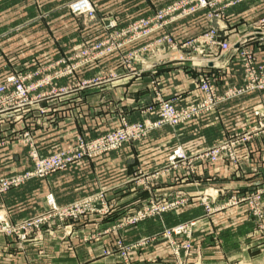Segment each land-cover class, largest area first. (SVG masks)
<instances>
[{
    "label": "rangeland",
    "instance_id": "374dc122",
    "mask_svg": "<svg viewBox=\"0 0 264 264\" xmlns=\"http://www.w3.org/2000/svg\"><path fill=\"white\" fill-rule=\"evenodd\" d=\"M78 1L81 0H48L44 10H42L44 5L36 2L29 3L27 0H8L2 4L5 10L0 19V84L12 75L16 77L33 76L27 81V86L33 88L30 90L27 99L14 98L12 104L7 103L10 99L8 101L0 99V126L19 123L29 126L50 125L58 119L54 118L53 115L50 117L53 111L52 107H56L58 103L51 102L49 108H45L42 106L43 102H47L49 99H59V97L74 90L82 91L92 86H100L118 75L139 72L136 69L137 66L142 68L143 65L148 66L149 64L156 66L175 61L189 65V69L196 74L195 82L196 87L199 88L200 96L193 100L184 101L179 98H164L161 93L163 85L155 82L156 85L150 93L157 103V108H153L152 104L146 105V113H144L142 120H129L119 110L120 114L114 118L115 122L109 126L108 130L91 135H77L69 141L68 148H60L56 143L57 140H55L49 144L50 149L41 150V142L38 143L33 132L25 129V127L21 133L14 135L12 139L10 138L24 147L19 153L26 155L31 164L26 171L16 174L3 175L0 172V183L19 184L11 186L5 191H0V197L4 198L10 193V190L15 188L16 191L20 189L18 193L22 191V195L15 194L9 200L10 202H7L8 204L4 203L8 211L0 214L11 226L19 227L18 233H8L0 229V264H78L73 257L75 252L79 250L80 246L85 249L82 243L90 242L98 247L102 245L104 247L102 248V255L114 257V264H136L129 257V251L134 244L133 242L126 243L123 240L122 232L141 222L125 224L124 226L121 223L126 222L128 216L135 215L139 210H147L153 204L162 208L167 207V209L149 216L146 220L163 218L170 211L192 202V198L183 191H177L180 194L174 192L169 194L165 200L147 199L138 205L134 211L115 212V217H120L112 227L96 229L86 224L89 220L102 221L111 213L104 216L87 213L75 219L66 218L63 220L58 216H53L46 221L44 217L52 214L51 207L47 203V196L49 194H52L54 198L55 196L50 192L45 193L41 190V186L30 192L31 188L28 190L27 187L28 181L36 179L34 182L42 184L43 178L52 173L64 171L78 161L63 170L40 176L37 174L39 171L38 159L62 151L78 149L79 141L97 140L104 135L117 131L116 129L122 127L124 122L130 124L157 123L163 117L167 106L173 105L178 111H181L189 105H199L195 107L200 111L206 103L211 105V102L207 100L209 93L202 87L205 84H208L210 91L218 99L224 100L217 102L216 105H211L209 111H200L196 114L197 116L179 125L170 126L167 123L164 124L166 126L147 130L141 134V138L132 139L120 148L111 150L100 157L114 151L117 152L124 146L142 142L158 129L175 130L186 123L199 121L214 110H216L215 115L211 119L204 120L207 127L214 123L215 125L223 124V116H225L227 124L233 125L235 119L226 115L229 113L217 114L221 103L232 101L233 98L247 93L264 91V87L244 91L252 79L264 76V34H261L259 30V28L264 29V0H240L234 4L230 3V0H206L209 3L207 7H204L199 0H87V7L80 9L75 6ZM35 7L38 8L36 12L38 14L26 18V11L32 14L36 11ZM5 11L7 15H5ZM11 13H17V18L7 20ZM20 14L23 15L20 16ZM42 17L44 29H40L38 25V21ZM34 33L40 34L36 36ZM249 38L252 39L248 41L249 44H246L245 47L253 55L252 59L237 56L234 51L225 53L223 48L218 46L219 44H215L216 42H226L228 45H237L244 43ZM42 45L43 48H41ZM101 52L103 53L100 54ZM64 58L68 59L70 69L66 65L53 66L54 63ZM96 60L103 61L98 67L89 68L85 71L87 68L84 67ZM223 61L224 64H218ZM208 65L218 67L219 70L205 71L203 68ZM118 67H120L119 70ZM149 67L151 66L149 65ZM65 72L68 73L65 75L66 77L72 79L76 75L75 78L78 79L76 81L72 79L68 83H74L71 89L63 93L62 87L68 84L59 85L56 83L58 80L55 77ZM46 77L53 78L52 82L45 83ZM239 78L240 84L236 81H239ZM206 79L208 80L206 81ZM86 81L97 82V84L89 85V83H85ZM238 91H242V93L236 94ZM101 98L99 97L98 100L101 101ZM263 103L264 101L257 98L256 104L252 106L251 112L254 121L248 129L229 131L230 129L227 128L225 130L226 136L222 140L220 133L217 132L215 140L217 138L219 142L216 141L214 145L200 149L193 154L186 152L180 140L174 141L176 144L174 143L175 146L171 147L166 160L156 165V168L152 170L151 179L147 180L146 177H142L143 170L136 168L134 183L139 187H145L143 189H149L151 182L158 180H161L162 182L159 183L163 185L187 180V173H190L189 176H191L197 166L195 165L196 162H192L194 159L197 162L200 161L199 163L206 164L209 168L215 165L214 163L226 160L237 166L235 171H247L250 167L247 164L239 163L237 148L250 139H264V116L255 112L256 110L264 112ZM27 118L33 119L27 122ZM194 127L196 129V126ZM86 128H88L87 125ZM45 133L51 134V132ZM34 134H36L35 131ZM4 143L5 140L0 141L1 145ZM179 149L183 152L185 159L175 155ZM47 150L50 152H45ZM216 152H218V160L216 158L215 161L212 157ZM173 155L176 157L175 161H172ZM232 155L235 158H232ZM90 159L95 158L82 160ZM142 180L144 181L142 182ZM92 182V180H83L81 197L77 198L76 195V199L59 205H70L92 195H102L104 201L98 200L95 203L99 207L107 205L111 210L112 202L107 194V189L100 188L91 192L90 185H93ZM256 185L258 186L255 188L250 189L251 186H248L242 191L223 187L222 190L218 189L219 194L205 191L199 196V202L204 207L206 214L236 207L237 212L240 211L241 214L249 216L252 222L247 223L240 245L234 246L233 238L229 239V243H227L220 242L221 239L215 236L211 237L210 241L205 242V244L199 243L200 247L196 246L193 242L196 220L190 219L164 227L158 233L147 237L146 240L151 241L148 245L154 242L167 243V251L164 252L163 257L159 258L161 264H264V241L259 238V236L264 235V186L259 182ZM215 195L216 197H226V200L218 201L219 197L213 198ZM64 196L68 201L74 197V194L70 191ZM193 222H195L194 225ZM1 224L0 221V227ZM182 224L192 228V238L173 235L175 236L174 239L179 244L191 241L192 246L190 252L187 253L182 248L177 255L164 234L167 231L172 232L174 228ZM232 236V234L229 235V237ZM246 236H248L247 239H244ZM108 237H115L112 248L104 246V241ZM152 238L155 240L153 241ZM118 242L121 246L118 245ZM99 249L101 251L100 247Z\"/></svg>",
    "mask_w": 264,
    "mask_h": 264
},
{
    "label": "crops",
    "instance_id": "0c3cea01",
    "mask_svg": "<svg viewBox=\"0 0 264 264\" xmlns=\"http://www.w3.org/2000/svg\"><path fill=\"white\" fill-rule=\"evenodd\" d=\"M7 1L0 0V19L3 16L2 12L5 10L2 4ZM27 1L29 3L36 2L44 5L42 6V10L46 9L48 3V0ZM35 9L36 11L32 14L26 11L25 15H27L24 16L26 18L34 16L38 11L37 7ZM23 14H20V16ZM5 15H7L6 11ZM9 15L7 20L17 18V13ZM43 21V17L38 21L40 29L45 28ZM34 34L37 36L40 33ZM41 48H43V45ZM101 61L103 60H96L87 67H84L87 68L85 71L89 68L98 67ZM218 64H224V61ZM149 65L154 67V69H150ZM149 65H143L142 68L137 66L136 69L139 72L118 75L116 78H112L111 81L108 80L100 86H92L82 91L74 90L59 97V99H49L47 102H43L42 106L45 108H49L51 102L58 103L56 107H52V114H49L50 117L53 115L54 118L58 119L54 120L55 122H52L50 125L29 126L23 123L1 125L0 141L5 140V143L4 145L0 144V172L3 175H11L26 171L29 168L31 164L29 158L19 153L24 147L18 142L11 140L14 135L21 133L24 127L33 132L38 143L41 142V150L44 148L50 149L49 144L55 142V140H57L56 143L60 148H68L70 145L69 141L77 135H91L108 130L109 126L115 122L114 118L120 112L122 115L125 114L129 120H142L144 113H146V105L152 104L153 108H157V103L150 93L151 89L156 85L155 82L163 85L161 93L164 98H179L184 101L187 99L193 100L200 96L198 92L199 88L196 87L197 84L195 82L196 74L189 69V65L175 61L156 66ZM217 68L208 65L203 69L213 72L219 70ZM141 69L143 71L140 72ZM223 69L229 68L225 67ZM75 77L76 75L72 79L76 81L78 78ZM72 79L64 77L58 79L56 83L65 85L72 81ZM236 81L238 84L241 83L240 78L239 81ZM99 97H102L101 101L98 100ZM257 98L260 101H264V91L260 93H247L233 98L232 101L221 103L217 114H222L221 112L225 114L229 113L226 115H230L231 118L235 119L233 125L227 124L225 116H223V124L219 123L215 125L214 123L207 127L204 120L211 119L216 113V110H214L207 117L200 119V122L192 121L191 123L181 125L175 130L168 128L158 129L148 139L135 145L124 146L117 152L114 151L95 159L78 161L64 171L55 172L43 178L42 184L34 182L36 179H31L27 183L28 190L31 188L30 192H32L41 186V190L45 191V193H53L57 203L62 205L74 200L76 195L77 198H80L83 180H92L93 185H90V191H97L100 188L107 189V194L110 196L112 202L111 215H108L102 221L89 220V224L86 223L89 227H95L96 229L115 225L120 217H115V212L134 211L138 205L147 199L157 198L161 201L165 200L169 194L174 192L175 194H180L177 191H183L188 197L192 198V202L187 203L185 206H180L174 211H170L163 218L148 219L136 226L123 230V240L126 243L133 242L134 244L129 251V257L136 264H161L159 258L163 257L164 252L167 251V243L154 242L148 245L151 241L146 240L147 237L158 233L164 227L190 219L196 220L194 228L195 238L193 241L196 246L200 247V244L209 242L210 238L215 236L221 239L220 242L227 243H229V239L233 238V245H240L243 241L242 235L247 223L252 222L249 216L241 214L242 212L240 211L237 212L236 207L213 214H206L204 207L199 202V196L205 191L219 194V188L221 190L232 188L236 191H242L243 188L251 186L250 189H252L258 186L256 185L257 182L264 186V139L256 140L253 138L239 145L237 148L239 163L247 164L250 167L247 171L243 170L244 172L240 170L235 171L237 166L230 161L222 160L214 163L215 165L209 168L206 164L199 163L200 161L197 162L194 159L192 162H196L195 165L197 166L191 176H189L190 173H187V180L171 182L168 185H163L159 183L162 181L158 180L151 182L149 189H143L145 187H139L134 183L133 179L136 168L143 170L142 177H146L147 180L151 179L152 170L156 168V165L166 160L167 154L171 147L175 146L176 143L174 141L176 140H180L186 152L193 154L200 149L214 145L216 141L219 142L217 138L215 140L217 132L220 133L222 140L226 136L225 130L227 128L230 129L229 131L248 129L254 121L251 108L256 104ZM36 110L38 111V109ZM31 119L27 118L26 121L28 122ZM86 125L88 128H86ZM194 126H196V129ZM34 131L36 134H34ZM45 132H51V134L47 135ZM45 152L48 153L50 150ZM19 190L16 191V188L12 189L9 191L11 194L5 195L4 198L0 197V214L8 211L4 203L8 204L7 202L13 195H22V191L18 193ZM70 191L74 194V197L67 201L64 195ZM215 197L216 195L213 196V198ZM225 200L226 197L218 198V201ZM231 234L233 236L229 237ZM250 236L252 235L250 234ZM247 237H244V239H247ZM114 238L108 237L104 241L105 245H103L106 248H112L115 242ZM259 238H262V241H264V235L259 236ZM152 239L153 241L155 240L154 238ZM82 244H84L85 249H82V246H80L73 256L78 264H114V257L102 255V248H104L102 245H99L100 251L99 247L91 242ZM82 250L84 252H81Z\"/></svg>",
    "mask_w": 264,
    "mask_h": 264
},
{
    "label": "built area",
    "instance_id": "2783aa9c",
    "mask_svg": "<svg viewBox=\"0 0 264 264\" xmlns=\"http://www.w3.org/2000/svg\"><path fill=\"white\" fill-rule=\"evenodd\" d=\"M199 1H201L204 7L205 6L207 7L209 5V3L206 0H199ZM237 1H240V0H230V3L234 4ZM87 5H88L87 0H81V1H78L75 6L76 8L80 9L83 7H87ZM256 30L257 31L260 30L261 34H264V29L261 30V28H259V30L258 29ZM252 38H249L244 43H239L237 45H233V44L228 45L226 42H221V43L216 42L215 44H219L218 46H221V48H223L225 53L234 51L235 55L237 56L240 55L241 57L252 59L253 55L250 53V51L247 50V47H245L246 44H249L248 41H250ZM223 50L221 51L223 52ZM102 53L103 52H101L100 54ZM249 54L251 55L249 56ZM60 65H64V66L66 65L67 68L70 69L69 61L66 58L61 59L53 64V66H60ZM150 68H152V66ZM152 69H154V67ZM66 74L68 73L67 72L61 73L60 75L56 76L55 79L58 80L63 77H66L65 76ZM32 77L31 76L16 77L13 75L9 76L3 83L0 84V97L3 96L0 99H2L3 101H8V99H10L7 102L8 104H12L14 98L27 99L28 94L30 93V90L33 88V87L27 86V81H29ZM52 80L53 78H50V77H46L44 79L45 83L47 84L51 83ZM207 80L208 79H206V81ZM85 83H89V85L97 84V82H93V81L91 82L86 81ZM73 84L71 83V84H68L67 86L64 85L65 87H62L61 91H63V93L68 92L71 89ZM202 87L206 92L209 93L207 100L211 102V105L213 104L216 105L217 102L224 100V99H218L215 96V94L212 91H210V87L208 86V84H205ZM263 87H264V76L258 79L257 78L252 79V81L249 83V86L244 91L246 92L250 90H257ZM240 93H242V91H238L236 94H240ZM211 105L209 106V104L206 103L205 105H203V108L200 111L201 112L209 111ZM195 106H199V105H189L187 107H184V109L181 111H178L173 105L167 106L163 113V117L157 123L148 122L146 124H141V123L140 124H137V123L130 124V123L124 122L122 127L116 129L117 131L104 135L103 137L97 140L90 141V142L83 141V140L79 141L78 149H75V150L70 149V150L62 151L52 156L38 159L37 164L39 166V171L37 174H39L40 176L47 175L48 173H51L54 171L63 170L67 168L70 164L76 161H79L85 158L100 157L101 155L107 152H110L111 150L120 148L123 144L128 143L132 139L141 138L142 136L141 134H143L144 132L152 128L166 126L164 124H167V123L170 124V126L179 125L180 123H183L191 119L192 117L197 116L196 114H198L200 111H198L197 107ZM255 112L256 114H260L264 116L263 111L256 110ZM217 154L218 152H216L215 155L212 157L214 160L217 158ZM175 155H178L182 159H185L181 149H179L175 153ZM175 155L171 157L172 161L176 160ZM232 158H235V156L232 155ZM216 160H218V158ZM29 177H32V176H29ZM17 184L10 183V182L0 183V191L1 192L5 191L11 186H17ZM98 200H101V202H103L104 201L103 196L102 195L100 196L92 195L88 198L77 201L70 205L61 206L56 202L53 195L49 194L47 196V203L51 207L52 214L44 218L47 221L53 216H58L60 217L61 220H63L66 218L75 219L87 213L100 214L102 216L108 215L110 213L109 206L103 205L99 207L97 203H95ZM166 209L167 207L162 208L159 205L153 204V206L147 210H144V211L139 210L135 215L128 216L126 222L121 223V225L124 226L125 224H136V223L142 222L146 220V218H148L149 216L160 213L162 210H166ZM0 221L2 223L1 224L2 226L0 227L1 230L7 231L8 233H18L17 229L19 227L11 226L7 220L3 219V215H0ZM194 224L195 222H193V225ZM164 235L171 243V246L174 248V251L177 253V255L179 254V251L182 248H184L187 251V253L190 252L191 246H192L191 241L186 242L184 244H179L174 239L175 236H173V235H181V236L187 237L188 239H191L192 238V228L189 225H183V224L179 225L176 228H174L172 232L167 231ZM22 237L24 238V235H22ZM118 245H120V242H118ZM107 253H109V251H107Z\"/></svg>",
    "mask_w": 264,
    "mask_h": 264
}]
</instances>
